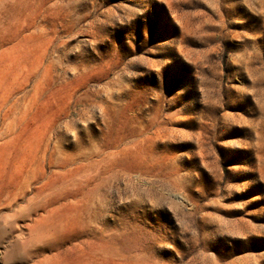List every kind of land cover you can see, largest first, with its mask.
Instances as JSON below:
<instances>
[{
    "label": "rangeland",
    "instance_id": "rangeland-1",
    "mask_svg": "<svg viewBox=\"0 0 264 264\" xmlns=\"http://www.w3.org/2000/svg\"><path fill=\"white\" fill-rule=\"evenodd\" d=\"M0 264H264V0H0Z\"/></svg>",
    "mask_w": 264,
    "mask_h": 264
}]
</instances>
